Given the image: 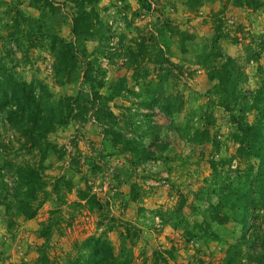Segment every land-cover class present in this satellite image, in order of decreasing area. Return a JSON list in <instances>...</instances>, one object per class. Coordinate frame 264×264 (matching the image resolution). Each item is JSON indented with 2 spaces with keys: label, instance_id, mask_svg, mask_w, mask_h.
<instances>
[{
  "label": "rangeland",
  "instance_id": "1",
  "mask_svg": "<svg viewBox=\"0 0 264 264\" xmlns=\"http://www.w3.org/2000/svg\"><path fill=\"white\" fill-rule=\"evenodd\" d=\"M2 1L0 68L11 70L25 83L42 82L52 101L77 96L84 88L82 82L61 85L65 78L55 71L47 29L41 28L29 40L30 24L14 12L18 9L28 19L44 16L55 34L75 43L71 1L53 0L58 16L42 13L39 0ZM189 1L101 0L95 9L104 26H98L101 32L94 40L83 41L87 55L79 57L81 76L87 61L96 60L105 71L103 95L111 94L109 89L116 81L126 82L123 96L110 104L123 133L136 138L137 128L125 127L124 116L130 114L139 119L149 116L158 125L159 129L138 131L148 135L144 144L154 154L148 162L143 163L141 155L135 156L122 145L114 147L105 138V128L93 119L70 122L49 134L55 148L41 161L38 150L21 147L20 134L0 116V188L6 186L13 193L21 185L18 169L32 165L46 184L35 201L40 205L33 219L17 217L12 208L0 204V264H66L76 255V243L93 236L109 238L116 255L132 264H225L226 252L240 239L242 225L211 223L204 214L209 203L204 189L213 173L211 160L222 163L220 169L228 168L225 161L237 155V145L232 140L235 129L229 114L215 105L218 96L203 61L213 40L221 36L220 49L234 55L249 77L245 90L256 89L257 68L264 67V0L254 10L235 6L234 0L203 3L192 9ZM14 23L18 26L12 28ZM236 39L238 43H234ZM76 44L82 54L83 46ZM247 47L261 50L260 64L247 62ZM150 81L160 86L157 97L182 102V109L173 116L174 125L159 108L144 106L148 95L142 84ZM207 106L213 124L204 120ZM197 129H207L214 141L190 142ZM160 154L165 159L157 157ZM238 166L245 168L246 159H239ZM59 179L55 194L53 186ZM79 191L95 200L80 199ZM0 194L5 196L2 189ZM206 221L217 238L204 236L200 226Z\"/></svg>",
  "mask_w": 264,
  "mask_h": 264
},
{
  "label": "trees",
  "instance_id": "2",
  "mask_svg": "<svg viewBox=\"0 0 264 264\" xmlns=\"http://www.w3.org/2000/svg\"><path fill=\"white\" fill-rule=\"evenodd\" d=\"M39 1L43 4L42 13L48 12V14L58 16L59 9L53 0ZM70 1L74 6L72 34L76 37L75 43H68L55 34L54 28L46 23L44 16L40 19H28L18 9L14 12L18 19H23L30 24L29 40H32L34 33L41 28L47 29V45L55 60V71L65 78V82L63 79L60 81L61 85L82 82L83 90L79 91L75 97L52 101L48 98L47 87L42 82H38L37 85L25 83L17 79L11 70L1 67L0 116L20 134L23 140L21 147H25L27 151L30 148L32 151L38 150L41 161L47 159L55 148V145L48 140L49 134L70 122H86L93 119L105 128V138H108L114 147L122 145L128 151L135 153V156L141 155L142 162L146 163L154 154L144 144V139L148 135H139L138 131L142 128L146 131L151 127L159 129L158 125L149 116L139 119L129 113V117L124 116L125 127L133 126L137 129L136 138H128L122 131L119 117L114 114L110 106L114 99L123 96L126 82L119 80L113 83L109 89L111 94L106 96L101 93L106 86L105 71L99 67L96 60L87 61L85 72L82 76L80 73L82 69L79 57L87 55L83 41L94 40L101 32L98 26L101 27L103 23L95 9L101 0ZM138 1L145 2V0ZM215 1L217 0H190L191 7H189L195 9L203 3ZM1 2L3 1L0 0ZM234 4L249 10L263 6L262 0H234ZM15 26L18 24L14 23L12 28ZM219 38L221 36L213 40L211 51L204 58L203 65L209 80L214 83L213 90L218 96L217 102H210H215L216 107L226 111L234 125L235 133L232 135V140L237 145V155L225 161L230 164L228 168L220 169L219 165L222 163L211 160L213 173L207 188L204 189V194L209 197L204 214L211 223L225 224L234 221L242 225L241 237L235 244L229 246L224 260L225 264H249L251 262L264 264V67L259 65L257 68L259 84L256 89L245 90L249 77L235 58L228 56L220 49ZM238 40L236 39L234 43H238ZM76 43L83 46L82 54L79 53ZM261 49L264 50L263 47ZM245 53L247 62L260 64L261 50L247 47ZM142 86L147 87L143 91L148 95V103L144 106L159 108L167 118H171L172 125H174L173 116L182 109V102H175L174 97H157L160 86L155 81L143 83ZM38 88L40 94L37 93ZM212 114L207 106L203 117L209 124H213ZM138 122H143L144 125L137 126ZM177 131L182 136L183 132L179 129ZM212 141L214 140L207 129H197L190 138V142L195 144ZM161 155L157 157L165 159ZM239 159H246L245 168L238 166ZM253 161H256V164L252 163ZM234 162H237L236 168H233ZM18 175L21 185L15 188L13 193L8 192L6 186L0 188L5 192L3 198L0 194V204L4 205L7 210L12 208L17 217L24 216L26 219H33L40 205L36 206L39 193L46 187V184L42 181L40 171L35 165L18 169ZM2 179L3 174L0 170V180ZM60 181V179L57 180L53 186L55 194L59 192ZM67 184L68 189H71L72 185ZM212 196L216 198V203L210 200ZM88 197V193L79 191L80 199L87 200L88 203L95 200L93 197ZM160 216L163 219L165 217L162 213ZM164 222L172 224L166 219ZM204 225L200 226L205 230L204 236L212 234L215 236L214 239L217 238L212 231L211 224L206 221ZM75 251L76 255L66 264H132L130 259L116 255L114 245L106 236H93L76 243Z\"/></svg>",
  "mask_w": 264,
  "mask_h": 264
},
{
  "label": "built area",
  "instance_id": "3",
  "mask_svg": "<svg viewBox=\"0 0 264 264\" xmlns=\"http://www.w3.org/2000/svg\"><path fill=\"white\" fill-rule=\"evenodd\" d=\"M237 167V162H234L233 163V168H236Z\"/></svg>",
  "mask_w": 264,
  "mask_h": 264
},
{
  "label": "crops",
  "instance_id": "4",
  "mask_svg": "<svg viewBox=\"0 0 264 264\" xmlns=\"http://www.w3.org/2000/svg\"><path fill=\"white\" fill-rule=\"evenodd\" d=\"M230 56H233V58H234V55H231V53H228ZM233 54V53H232Z\"/></svg>",
  "mask_w": 264,
  "mask_h": 264
}]
</instances>
